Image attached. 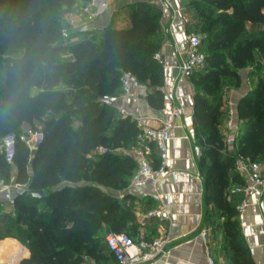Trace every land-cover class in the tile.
<instances>
[{
	"label": "trees",
	"instance_id": "1",
	"mask_svg": "<svg viewBox=\"0 0 264 264\" xmlns=\"http://www.w3.org/2000/svg\"><path fill=\"white\" fill-rule=\"evenodd\" d=\"M78 1L0 0V177L26 184L15 195L12 211L0 205V218L9 213L17 222L15 229L14 222L4 224L0 239L15 237L29 248L25 256L24 247L17 264H89L85 255L112 263L107 233L136 229L135 196L126 188L139 162L121 149L130 143L142 147L143 128L132 114H121L101 97L120 93L121 76L130 70L141 81L150 79L145 83L148 103L164 107V66L155 57L163 34L162 10L155 0H135L128 24L118 26L111 18L102 32L77 30L67 21L64 25L61 13L73 11ZM192 7L207 33L201 44L206 61L190 76L194 124L203 132L205 221L211 236L223 235L225 264H257L241 221L244 193L232 185L244 182L236 170L239 156L257 160L264 154L260 61L262 74L238 103L242 123L236 150L229 149L220 123L227 113L223 78L239 83V70L257 59L255 50L264 57V0H189V13ZM188 26L191 32L190 21ZM24 122L43 134L34 148L21 138ZM7 134L15 136L13 162L2 148ZM100 146L107 149L99 151ZM146 153L158 166L153 142ZM31 190L47 195L40 198Z\"/></svg>",
	"mask_w": 264,
	"mask_h": 264
},
{
	"label": "crops",
	"instance_id": "2",
	"mask_svg": "<svg viewBox=\"0 0 264 264\" xmlns=\"http://www.w3.org/2000/svg\"><path fill=\"white\" fill-rule=\"evenodd\" d=\"M155 2L162 10L161 28L163 34L159 51L163 53L160 61L163 62L164 66V86L175 87L179 96L177 104L183 109L176 120V126L172 129L173 138L169 142V166L174 172L167 177L166 184L158 186L160 192L171 193L172 217L171 219L148 217L145 209L150 205H157L161 201L152 193L149 182L132 181L128 190L135 196L137 223L136 229H132L130 233L134 234V238H137L140 233H144L149 239L161 235L170 236L169 253L160 257L155 264H204L206 261V242L202 230L207 227L205 217L209 205L206 201V183L201 176L200 155L196 153L194 148L195 144H202L203 132L194 124V83L190 77L183 76L181 72V66L186 59L188 48L189 0H155ZM80 3L82 9L85 4H90L91 8H94L97 7L100 0H80ZM99 5L96 10H107L106 5ZM120 12L126 11L122 9ZM110 20L111 17L108 21L101 18L95 21L85 20L81 22V26L77 27V30L99 27L96 30L102 32ZM98 21H100L99 24H97ZM128 23L125 22L122 25ZM249 28L256 30L259 26L249 25ZM255 57L257 59L254 62L239 70V83L231 76L223 78L227 113L220 125L231 150L237 148L235 136L242 123L237 111L239 100L249 92L256 78L263 72L264 57L260 55L257 49L255 50ZM259 61L263 65L260 68L257 67ZM147 92L148 88L140 92L139 95L130 98L125 103L126 108L132 114L144 113L161 116L162 109L154 108L148 103ZM22 129L29 136H39L40 133L38 131L33 132L29 122H24ZM248 160L239 156L236 162V170L241 173L244 181L246 180V172L243 166ZM257 160L264 165V154L258 156ZM236 184L238 183L233 184L232 187H235ZM1 198L2 194L0 193V200ZM242 200H246L247 203L241 212L244 236L253 251L256 263L264 264V189L253 191L248 196L244 195ZM13 207L7 203V207L4 209L12 211ZM209 238L219 259H223L220 251L222 233H219L217 238L211 236L210 233ZM1 240L13 241L21 245L23 252L25 247L27 250L25 256L30 254L29 248L15 237H5Z\"/></svg>",
	"mask_w": 264,
	"mask_h": 264
},
{
	"label": "built area",
	"instance_id": "3",
	"mask_svg": "<svg viewBox=\"0 0 264 264\" xmlns=\"http://www.w3.org/2000/svg\"><path fill=\"white\" fill-rule=\"evenodd\" d=\"M85 12H91V5L83 6ZM188 48L186 50V59L181 66L182 75L190 77L195 69L202 66L206 61V54L201 49L202 37L193 32H188ZM155 57L162 60L163 53L156 52ZM147 89V85L143 83L133 72L125 70L121 76V91L118 94H104L101 101L108 105L115 106L121 114H132L125 106V103L132 97L137 96L140 92ZM164 90V107L161 116H153L150 114L138 113L132 114L137 123L143 128L141 136L142 147L134 149L132 153L139 162V168L133 178V182L147 181L152 187V193L160 199V203L152 207L146 215L148 217H156L159 219H171L172 213L170 208L171 193L160 192L158 186L167 183V177L174 171L169 166L170 145L169 142L173 138L172 129L176 126V120L183 110L177 104L179 96L174 86L165 87ZM156 121V123H153ZM27 144L34 148V135L29 136L23 134ZM150 142H153L159 157V165L154 166L147 157V149ZM2 148L5 151L6 159L13 162L15 155V136L7 134L2 140ZM197 154H201V145L194 146ZM107 147L100 146L99 151L106 150ZM246 172V180L243 183L235 185L234 190L243 192L248 196L251 192L258 189H264V165L258 160H248L243 166ZM26 189V184L17 182L14 177L7 179L0 177V193L2 198L0 205L7 207V203L14 206L15 195ZM244 200L239 209L246 207ZM206 247V261L204 264H225L223 259L216 258L210 246V230L205 227L202 230ZM106 242L111 250L115 261L106 263L96 261L89 255L84 258L89 264H155L156 261L169 253L171 238L168 235L149 239L144 233H140L138 239H134L127 231H110L106 235Z\"/></svg>",
	"mask_w": 264,
	"mask_h": 264
},
{
	"label": "rangeland",
	"instance_id": "4",
	"mask_svg": "<svg viewBox=\"0 0 264 264\" xmlns=\"http://www.w3.org/2000/svg\"><path fill=\"white\" fill-rule=\"evenodd\" d=\"M135 0H100V3H97V7L100 6L99 4H104L107 7V10H96L97 7L91 8V12H85L80 6V0L78 1V4L72 9L73 11L66 10L61 13V19L64 22V25L66 24V21L72 25L75 29L77 27L79 28L81 25V22H84L85 20H97L98 18L103 19L104 21H108L111 18L114 20V24L116 25H122L125 22L130 21L129 17V8L130 3ZM122 9H124L126 12H120ZM112 15V16H111ZM188 18L190 21V31L193 33H196L197 35L201 36L203 39L206 36V32L201 31L200 26L203 23V19L198 17L197 12L192 7L190 13L188 14ZM100 21L97 22L99 24ZM83 24V23H82ZM99 28V27H97ZM96 28V29H97ZM198 72V71H196ZM142 81L144 83H148L150 81L149 78H143ZM29 135V134H28ZM34 143L37 144V140L39 136L34 135ZM136 144L130 143L128 145L123 146L121 150L129 151L131 153L134 152ZM120 150V148H119ZM130 188V185L127 186V190ZM115 194H120V192H114ZM134 204L136 206V200H134ZM136 210V207H135ZM7 216L5 218H0V233H3L5 229L4 224H8L9 222H14V217L6 213ZM17 226V222H14L15 229ZM9 239V238H8ZM5 240V239H4ZM24 257V256H23Z\"/></svg>",
	"mask_w": 264,
	"mask_h": 264
},
{
	"label": "bare ground",
	"instance_id": "5",
	"mask_svg": "<svg viewBox=\"0 0 264 264\" xmlns=\"http://www.w3.org/2000/svg\"><path fill=\"white\" fill-rule=\"evenodd\" d=\"M23 254L21 245L13 241H0V263L8 261H19Z\"/></svg>",
	"mask_w": 264,
	"mask_h": 264
},
{
	"label": "water",
	"instance_id": "6",
	"mask_svg": "<svg viewBox=\"0 0 264 264\" xmlns=\"http://www.w3.org/2000/svg\"><path fill=\"white\" fill-rule=\"evenodd\" d=\"M43 134L40 132L39 133V140L38 142L41 140ZM31 194H33L34 196H37V197H40V198H43L47 195L46 191L45 190H31L30 191ZM23 257H20L19 261L22 259ZM19 261H8V262H5V263H9V264H17Z\"/></svg>",
	"mask_w": 264,
	"mask_h": 264
}]
</instances>
